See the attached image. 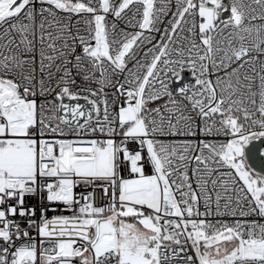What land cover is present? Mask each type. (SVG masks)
<instances>
[{
  "label": "snow or ice",
  "instance_id": "obj_1",
  "mask_svg": "<svg viewBox=\"0 0 264 264\" xmlns=\"http://www.w3.org/2000/svg\"><path fill=\"white\" fill-rule=\"evenodd\" d=\"M261 220L264 0H0V264H264Z\"/></svg>",
  "mask_w": 264,
  "mask_h": 264
},
{
  "label": "built area",
  "instance_id": "obj_2",
  "mask_svg": "<svg viewBox=\"0 0 264 264\" xmlns=\"http://www.w3.org/2000/svg\"><path fill=\"white\" fill-rule=\"evenodd\" d=\"M159 38V35L157 34V39ZM218 139H223V137H219ZM130 147H135V145H131ZM146 171H148V172H150V169H147L146 168ZM125 176H127V172H125V173H123ZM76 191L77 192H81V191H84V189H82V188H77L76 189ZM89 191H90V189H89ZM30 203H32V204H37L38 203V199L37 198H32L31 200H30ZM97 203H100V200H99V198H97ZM54 213H49V216H51V215H53ZM55 214H61V213H55ZM63 214H69V213H63ZM225 219H230V218H228V217H226ZM250 219H256V217H250ZM260 222H262V223H264V220H261Z\"/></svg>",
  "mask_w": 264,
  "mask_h": 264
},
{
  "label": "water",
  "instance_id": "obj_3",
  "mask_svg": "<svg viewBox=\"0 0 264 264\" xmlns=\"http://www.w3.org/2000/svg\"><path fill=\"white\" fill-rule=\"evenodd\" d=\"M185 75L187 76V73H185ZM255 166L257 169H260L262 167V163L259 159L255 161Z\"/></svg>",
  "mask_w": 264,
  "mask_h": 264
}]
</instances>
